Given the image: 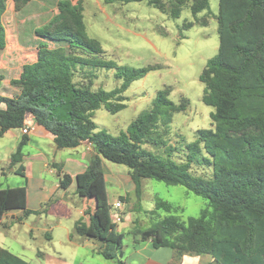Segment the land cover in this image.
Here are the masks:
<instances>
[{
  "label": "trees",
  "instance_id": "16d2710c",
  "mask_svg": "<svg viewBox=\"0 0 264 264\" xmlns=\"http://www.w3.org/2000/svg\"><path fill=\"white\" fill-rule=\"evenodd\" d=\"M4 1L0 0V13ZM12 1L14 11H19L31 0ZM55 1L57 12L35 32L57 45L39 41L35 58L24 62L19 76L10 80L19 93L0 94V137L9 129L24 127L26 116L31 115L53 135L57 149L74 148L84 141L92 145L95 153L84 172L72 178L57 167L61 188L74 179L77 193L95 200L89 222L76 221L75 233L100 241L96 253L104 259L120 261L117 253L123 247V235L111 217L103 167V160H108L128 167L137 196L141 180L152 178L181 185L207 200L198 216L180 220L172 204L156 199L154 208L167 214L138 231L142 240H150L155 248L169 247L176 257L208 254L211 264H264V0L218 1L217 53L199 75L201 100L213 108V126L198 128L193 141L183 140V158H175V147L162 139L167 129L159 130L168 127L174 113L184 111L188 104L187 98L172 102L170 86L157 91L150 109L134 119L126 132L113 137L96 131L93 111L101 106L111 113L122 109L123 92L131 82L159 66H121L116 73L122 79L119 86L110 91L92 89L95 76L85 68H112L114 64L96 58L104 50L99 40L87 34L83 0ZM113 1L140 0H105ZM146 1L173 18L187 2ZM187 5L194 21L183 27L208 24L206 14L197 15L209 7V0H188ZM1 22L0 49H4L8 41ZM1 79L0 75V84ZM26 143L23 136L8 166H17L13 172L21 176ZM145 143L166 146L165 153L153 154L142 148ZM202 167L211 173L196 174ZM4 171L0 167V178ZM11 210H22L23 217L36 213L27 209L25 185L3 188L0 181V217ZM0 264L29 262L0 246Z\"/></svg>",
  "mask_w": 264,
  "mask_h": 264
},
{
  "label": "rangeland",
  "instance_id": "374dc122",
  "mask_svg": "<svg viewBox=\"0 0 264 264\" xmlns=\"http://www.w3.org/2000/svg\"><path fill=\"white\" fill-rule=\"evenodd\" d=\"M218 1L209 0V7L197 15L201 17L206 14L207 25L194 24L187 28L183 27V24L194 21V16L187 5L188 0L177 18L160 11L146 0L130 2L83 0V18L87 34L99 40L104 50L103 54L96 58L114 64L112 68H85V72L91 71L95 76L92 89L102 88L110 91L119 86L122 79L117 78L116 73L121 66L134 68L159 66L147 72L144 77L131 82L123 92L125 106L122 109L111 113L101 106L93 111L92 119L96 124V131H104L113 137L126 132L134 119L150 109L157 91L170 86L169 99L179 103L181 98H187L188 104L184 111L174 113L168 127H160L159 130L167 129L162 139L167 145L175 147L174 157H184L183 140L193 141L198 128L213 126L210 119L213 108L201 100L203 84L199 81V75L206 61L217 53ZM9 2L4 1L5 7L0 13L1 23L6 28L8 47L13 49L20 42L24 47L26 60L31 61L35 58L36 46L40 41V36L36 35L35 30L43 27L46 19L52 14L44 13L42 10H48L53 4L46 0L45 7L41 9L36 0L31 5L14 11ZM1 91L6 90L3 88ZM153 137L156 138V133ZM142 148L153 154H164L166 146L145 143ZM106 163L114 175H116L114 171L119 170L120 176L127 174V166L108 160ZM195 172L208 175L211 173L208 167L197 168ZM2 178L3 186L8 180L23 181L19 175ZM110 185L111 183L107 182L111 217L116 223V230L123 235V247L117 253L120 262L107 260L92 253V249L97 250L102 246V243L95 239H92L87 247H75L68 242L60 244V235L57 233L51 242L39 237L30 239L28 226L21 222L15 223L12 228L0 226V245L30 264H44L45 259L37 255V250L55 257L82 259L83 264H139L149 253V248L145 245L151 242L142 240L138 231L146 229L155 219L167 214L163 209L154 208L156 199L172 204V212L180 220L198 216L207 205L206 199L181 185H168L152 178H144L141 180L139 196L136 195L132 184L129 187L121 185L120 194L126 198L124 201L119 198L122 201V208L118 210L113 205L117 192ZM118 213L122 215V220L116 222L115 216ZM39 224L40 221H37L36 226ZM63 224L71 225L70 231L78 237L69 221H64Z\"/></svg>",
  "mask_w": 264,
  "mask_h": 264
},
{
  "label": "crops",
  "instance_id": "0c3cea01",
  "mask_svg": "<svg viewBox=\"0 0 264 264\" xmlns=\"http://www.w3.org/2000/svg\"><path fill=\"white\" fill-rule=\"evenodd\" d=\"M9 1L12 3L9 2V5L13 6V1ZM34 1L36 0H31L25 6L31 5ZM48 1L53 4V7L48 10H42L44 13H52L48 19H46L47 22H49L57 12L56 1L47 0V2ZM38 2L41 9L45 7L46 0H38ZM39 39L40 41L46 42L51 47L57 45V43L45 40L41 37ZM16 41L18 42V40ZM26 61L25 50L20 42H18L13 49H9L8 42L4 49H0V75L2 76L0 94L12 97L19 93V88L11 85L10 80L19 76L22 65ZM3 88L6 90L5 92L1 91ZM24 123V127L28 130L26 134L22 132L24 127L12 128L7 130L4 135L0 137V167L5 170L4 174L1 175L0 181L3 188L25 185L27 209L36 211V213L23 217L22 210L7 211L0 217V226L12 228L15 223H26L25 225L29 228L28 234L30 239L39 237L51 242L55 239V234L57 233L60 235V244L68 242L75 245V247H87V244H90L92 238L80 236L77 233L75 234L78 237H75L70 231L72 228L71 225L66 226L63 222L69 221L73 225L72 230L75 232L74 227L76 221L83 220L86 223L89 222L90 213L95 209V200L93 198L80 196L76 191V182L74 179L67 188H61L59 185L57 167H59L62 172L74 178L77 174L86 170L95 153L94 148L89 142L84 141L74 148L57 149L53 141V135L44 127L38 125L31 115L26 116ZM23 136L27 137V143L22 149L24 176L19 175L23 178V181L21 182L17 179L8 180L6 185L3 186L2 177L9 178L11 175H18L13 172L17 166L11 169H9L8 166L10 163V156L15 151ZM103 167L107 197L109 198L108 182L111 183L110 186L117 192L116 200L122 197L124 201L126 196L120 194L121 185L129 187L130 184H132L134 187L128 170L127 174L120 176V170L118 169L119 171H114L116 174L114 175L113 171L109 169L106 160H103ZM113 185L116 186L114 187ZM20 218L23 219L19 220ZM37 221H40V224L36 226ZM145 246L149 248V253L139 264L212 263V257L208 254H184L180 257H176L173 250L169 247L155 248L152 244H146ZM92 253L97 254L96 249H92ZM37 255L45 259L44 264H83L82 259L77 260L75 257L72 259L55 257L41 250H37Z\"/></svg>",
  "mask_w": 264,
  "mask_h": 264
},
{
  "label": "built area",
  "instance_id": "2783aa9c",
  "mask_svg": "<svg viewBox=\"0 0 264 264\" xmlns=\"http://www.w3.org/2000/svg\"><path fill=\"white\" fill-rule=\"evenodd\" d=\"M27 128L26 127H24L23 129H22V132L24 133V134H26L27 133ZM114 207L115 208H117L118 210H121V208H122V201L118 198L115 202H114ZM122 220V215L120 214V213H118L116 216H115V221L116 222H118V221H121Z\"/></svg>",
  "mask_w": 264,
  "mask_h": 264
}]
</instances>
